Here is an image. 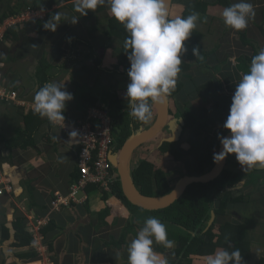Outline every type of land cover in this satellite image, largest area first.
<instances>
[{"label":"crops","instance_id":"obj_1","mask_svg":"<svg viewBox=\"0 0 264 264\" xmlns=\"http://www.w3.org/2000/svg\"><path fill=\"white\" fill-rule=\"evenodd\" d=\"M229 1L230 5L238 2V0ZM250 2L255 6L256 15L249 22L248 27L242 31L237 32L225 26L221 15L225 7L219 4L209 6L206 12L210 16L206 15L204 21L199 22L196 27L203 33L202 44L204 48H206L204 39L207 38L205 34L208 32V30L203 31L200 29V26L204 23L208 26V23L214 21L215 24L217 22L218 26L226 27L227 35L230 32L237 35L232 43L233 48L236 49L234 52L220 54L218 45L215 46L214 50H211L219 53H216L215 57L220 60L217 64L219 72L214 75L220 80L223 90L230 91L229 96L231 97L222 98L219 96L221 97L219 105L222 106L220 108L222 111L217 109L215 111L214 108L215 117L206 118L208 120L200 123V125L202 127L203 123L210 121L207 128L213 124V130L215 128L220 129L219 135L229 132L223 128V124L229 114L235 85L249 69L250 64L241 63L239 60L243 58L245 60V57H252L254 52L258 54L260 50H264V0H250ZM181 10L182 6L180 7ZM88 12L92 13L91 10ZM109 13V8L105 7L97 12L96 16L92 14L93 16L90 15L89 17H79L75 24H72V19H66L62 23L59 22L60 24L55 32L48 31L49 34H54L53 36L48 35L49 38L42 36L35 44H30L26 35H22L21 40L15 43L11 36L5 39L7 30L3 33L0 41L4 42L6 51L10 50L14 53L19 61L9 66L0 64V85L13 82L18 87L16 91L23 105L0 103V134L2 136L8 139L15 137L16 131L24 124L23 115L33 110V98L38 85L33 83L31 79L37 60L42 57L44 52H46L47 59L53 65L72 61L71 65H66L59 72L54 71V77L50 80V82L64 84L65 90L73 95V99L66 104L64 112L69 121L78 120L82 115L74 99L77 85L92 87L94 84H90L92 73L95 74V77L93 76L94 80L100 77L97 76V72L103 74L117 70L119 74L118 59L110 63V68L113 71H107L109 68L106 69L104 65L101 66L104 70H101L99 66L96 70H92L89 65L77 67L78 70L74 69L79 62L78 58H82L81 48L84 47L87 50V47L79 44L75 50H71L68 45L73 38L79 39L90 44L94 52L102 57L101 50L108 51L110 49V45H107L110 38L106 34V20ZM64 14H69L70 18L80 15L74 11V8L68 9V12ZM240 35H245L251 45L243 44L239 39ZM200 69L197 68L199 72L197 79L201 80L199 85L202 87L201 92H204V85H208L209 80L214 79V76L211 71L204 73ZM67 72L72 75L69 78L70 80L67 78ZM19 75H23V79H19ZM76 77L80 79V82L76 80ZM100 81L99 85L104 86L101 77ZM184 93L187 94L186 91ZM215 97L217 96L213 98ZM202 128L204 129V127ZM198 129H200V126L197 125L196 132ZM33 138L34 147L16 150L12 154L6 150L3 144H0V173L12 187L11 193L0 196V264H42L47 260L54 264H126L127 248H114L113 245H110V240L111 238L114 240L119 239L126 222L131 218L129 209L123 202L112 197L110 193L103 192L93 185L78 194V203L69 207H62L59 211L50 212L51 202L55 195L65 196L78 175H75L77 173L75 165L77 146L74 140L63 134L54 124L52 127L48 123L42 124ZM187 160L183 158L182 163H174L171 158H168L166 164H164V170L173 169L174 172L169 173L174 174L172 177L175 178L180 169L183 172L182 167ZM240 167L242 168V166ZM255 183L252 184V188L255 187L253 186ZM243 184L244 182H241L239 186L243 187ZM48 213H50L51 221L47 227L41 230L44 236V246L46 247L44 255L37 256L30 246H17L19 241L23 239L22 236L29 234L26 222L31 217H44ZM236 214V220L239 222L247 219L242 212H236ZM257 215L263 216L259 217L258 220L248 217V219H253L254 222L247 227L246 232L250 228L253 235L252 238L246 240L248 250L241 251L242 264H264V239L262 240L264 235V212L257 213ZM135 220L136 218H133V221ZM254 225L257 228L254 229ZM260 228L263 235L256 232ZM167 233L169 239L170 229H167ZM133 238L129 236L128 242L130 243ZM257 239H259L258 242ZM153 248L157 253L167 258L168 264H178L180 259L185 258V248L179 247L176 242H174L171 249L154 242ZM159 248L160 250H158ZM32 254H35V256H31ZM191 264H204V259L193 258Z\"/></svg>","mask_w":264,"mask_h":264},{"label":"trees","instance_id":"obj_2","mask_svg":"<svg viewBox=\"0 0 264 264\" xmlns=\"http://www.w3.org/2000/svg\"><path fill=\"white\" fill-rule=\"evenodd\" d=\"M0 2L4 5V9L0 14V26L7 18L16 16L27 9L34 11H46L45 17L43 19H35L29 22L14 25L5 33V39H7L8 36H11L13 42L15 43L21 40L22 35L26 34L28 37V42L30 44H35L42 36L49 38L48 35H54L49 34L48 30L43 28L44 22L48 21L56 13L55 9L53 8L55 6H65L69 10L73 9L75 0H0ZM215 4L228 7L230 6V1L173 0V10L177 7L179 10V8L182 6L183 10L181 14L179 13V15L184 17L188 16L192 12H197L202 18L201 22H203L205 17H207V8ZM105 7H108V5L98 7L96 11H92L91 14L88 12V14L84 17H89L92 14L94 15V13L103 10ZM49 10L51 11L49 12ZM66 19L70 20L72 18L69 17V14H64L61 16L59 22L62 23ZM54 21L55 20L53 19V22ZM106 27V34L110 38V42L107 45H110L113 39H117L121 43V45L118 47V60L119 68L120 70H123L122 73H120L119 70V74L117 70L108 73L121 75L123 78L122 88L126 89L127 84L130 82L127 75V72L130 68V63L127 58V52L129 49L124 47V41L128 33L126 32L124 26L117 22L110 13L106 20ZM202 38L203 35L201 32L195 28L190 38L185 42L188 52L186 54H182V64L180 65L181 71L179 75H185L184 73L188 72V70L194 66L196 68H205L212 72L214 79L209 80V85H207L208 87H203V89H205L207 94H210L212 97L222 96L221 92H223V89H219L222 84L220 80L215 77L216 73L214 72V70L219 69L217 64L220 60L215 57V52L205 50L202 44ZM239 39L243 44L251 45L245 35H240ZM79 44L86 46L92 51L94 55H96L90 44L82 42L79 39L73 38L68 45L71 50H75ZM193 47H198L199 49V55L197 57L192 54ZM0 54H2L0 55V64L2 65L9 66L18 63L19 61V58H17L14 53H12L10 50L6 51L4 48V42L2 41H0ZM254 55H256V52L253 53L252 57ZM199 56H202L203 59L201 60ZM252 57H245V60L243 58L239 61L244 64L245 62L250 64ZM95 59L96 65H99V59ZM65 66L66 63L60 65L51 64V62L47 59L46 52H44L42 57L37 60V65L35 67L31 81L36 83L39 89L45 83L50 82V80L54 77V71L59 72L60 70L64 69ZM184 78L191 80V84L185 87L188 89H184V85L188 80L183 82L177 81L175 89L169 94L165 95L167 99L176 98L178 95H182L185 91L191 98H195L196 95H201L202 87L199 85V82H197L191 77V75L188 74H186ZM19 79H23V75H19ZM99 82L101 83L100 78H96L92 87L88 88L87 86H76V94L74 99L77 103L79 111L82 112V115L81 117L79 116V119L83 118L86 111L90 107L98 105L100 108L107 109L112 120L111 126L112 135L115 140V149L116 152H119L123 144L132 135H137L143 131V129L147 130L151 127V123L155 120V110L150 101L152 111L151 122L148 124V121H139L130 115L131 110L127 106L126 97L118 98V96L115 95V92H113L112 95L111 92L105 89L104 86L99 85ZM214 84L215 86H213ZM3 85L8 88L11 87L15 91L18 89V87L13 82L1 84L0 86ZM177 112L179 113V119L177 123L182 128L181 133L178 135V138L175 141H163L160 144L158 151L163 156H167V159L171 158L174 163H182L184 154L178 145L181 143L184 132L191 130L193 135L188 136L187 143L189 145V149L187 152L191 156L193 162L191 165H188L185 162L182 167L183 172L180 169L177 175L179 174L180 178L183 176H201L209 172L215 165L213 161V153H218V148L220 146L219 140L217 139V136L213 140H208L206 138L199 140L197 138L195 129L197 127L198 120L199 123L202 122L197 116H195L192 108L185 106L183 110L178 109ZM23 118L24 124L16 131L15 137L8 139L0 134V144H3L6 150L10 151L11 154L16 150H25L28 147H34L35 143L33 137L39 127L44 123H48L50 127L53 125V123L47 118L39 116L33 110H30L27 114H24ZM65 119L69 120V118L66 116ZM225 134L226 132L221 134V136H224ZM169 172L172 173L174 170L168 169V171H166L157 168L149 160L147 161L144 159L135 163L130 162L129 166L130 177L135 188L141 194L148 197H164L171 193L172 183L176 180V178H170L171 173ZM113 173L117 175L116 168H113ZM258 173L259 172L254 169H252L250 174H247L246 172L241 173V171L227 167L217 179L210 183L190 185L179 200H177L170 207L162 210H145L129 203L122 193L119 178L117 176L110 185V194L112 197L117 198L125 204V206L130 211L131 218L126 222L119 239L114 240L111 238L110 245H113L114 248L118 249H123V247L127 248L129 245V236L135 238L138 231L143 227L145 221L149 217H156L166 225L167 229H170L169 239L176 242L179 247L185 248V258L180 259L178 264H191L193 258L204 259L206 255L214 253L218 248H227L229 251H231L233 249L230 247V245L239 249H244L247 240L245 232L247 227H249V225L254 221L253 219L247 218L239 222L234 219L233 212H238V207L241 211L247 206L250 207L253 201L246 200L242 195V191L233 192L232 190L239 182L244 179L247 180V184L257 181V179H259L258 177H260L258 176ZM76 174L77 173H75V175ZM251 176H253L252 179H250ZM258 186L256 189H259L260 191L261 186ZM257 203H260V207L264 206V198H262L260 201H257ZM212 212L215 213L216 220L212 223L210 228L206 230L211 219ZM133 218H136V220L133 221ZM227 218L229 219L227 220ZM22 237L23 239L21 238L22 240L19 241L17 246H30V235L25 234ZM241 239H243V241H241ZM158 250H160V248ZM31 256H35V254H32Z\"/></svg>","mask_w":264,"mask_h":264},{"label":"clouds","instance_id":"obj_3","mask_svg":"<svg viewBox=\"0 0 264 264\" xmlns=\"http://www.w3.org/2000/svg\"><path fill=\"white\" fill-rule=\"evenodd\" d=\"M105 5L128 33L124 47L129 49L130 82L125 95L130 115L146 122L152 117L150 101H160L175 89L182 54L188 52L185 42L202 18L197 12L170 18L165 0H75L74 11L80 15L72 18V24L89 10L94 12ZM221 15L225 26L238 32L248 27L256 11L250 0H238L225 7ZM60 18L61 13L57 11L44 22L43 28L55 32ZM192 54L199 55L198 47L192 48ZM72 99L64 84L47 82L35 93L33 110L50 122L64 126L66 104ZM223 128L230 135L218 134L222 150L213 153L214 163L234 154L242 169L264 168V50L252 57L248 71L235 85ZM75 135V131L69 133L70 137ZM154 242L168 249L174 245L168 239L166 225L156 217H149L127 247L126 264H168L167 258L154 250ZM230 247L233 250L221 248L206 255L204 264H242L240 249Z\"/></svg>","mask_w":264,"mask_h":264},{"label":"rangeland","instance_id":"obj_4","mask_svg":"<svg viewBox=\"0 0 264 264\" xmlns=\"http://www.w3.org/2000/svg\"><path fill=\"white\" fill-rule=\"evenodd\" d=\"M177 8H175L174 10L172 9L173 10L172 11V15H171L172 17H174L175 15H179V13L181 14V12L183 10V7H182V10L181 11H180V8H179V10ZM3 9H4V5L0 2V14H1V12H2ZM54 9H55L56 12L57 11L60 12L61 13V16H63L64 13H67L68 12V9L65 6H62V7L55 6ZM50 11L51 10H49V12ZM206 14L208 15L209 13L206 12ZM101 15L103 17V13ZM94 16H96V13L94 14ZM208 16H210V15H208ZM98 17H100V16H98ZM216 23L214 24V21L211 22V23H208V26L210 24L209 29H208V26H206V23H204L205 25L203 24L202 26H200V29L201 30H203V31L204 30H208V32L206 34L204 33L205 36L207 37L206 39H204L205 40V43L204 44L206 46L205 50H207V51L214 50L215 49V46L218 45V48H219L218 49V52L220 54H223L224 55L223 52H225V54L230 53L231 51L234 52V50H236V49L233 48L232 43H233L234 39H236V36H237L236 33H231L230 32L227 35L226 34L227 33L226 27L225 28L224 27H220ZM201 34H203V33H201ZM111 42L112 43H110V49H108V51L101 50L102 57H99L96 53H95L96 55H94L90 49L87 48V50H86L83 46H82L83 48H81L82 50H80V48H78V50L82 51L83 54H82V58L81 59L78 58L79 62L75 65L74 69H77L78 70L77 67L80 68V66L82 67V66L89 65L92 68V70H96L98 68V66L100 67L101 70H104L103 68H101V66L104 65L106 69L109 68V70H107V71H113L110 68L111 67V64L110 63H112V61H116L119 58L118 47L121 45V43L117 39H113ZM218 52H215L214 55L216 53H218ZM77 56L79 57L80 54L77 55ZM95 58H98L99 59V61H100L99 62V65H96V62H95L96 59ZM71 63H72V61L67 62L66 65L67 66H68V64L71 65ZM119 70H120V68H119ZM200 70L202 72H204V73L207 72V71H209V70H207L205 68H201ZM122 72H123V70H120V73H122ZM214 72L215 73H218L219 72V69L214 70ZM96 74H97V76H100L101 77V80H102V83H103L105 89L109 90L112 95H113V92H115V95L118 96V98H125L126 97V95H125L126 89H123L122 88L123 87V85H122L123 78L121 77V75H116V74H111V73H103V74H100L99 72H97ZM184 74L185 75L186 74L191 75V77L193 79H195L197 82H200L201 81V80L197 79V77H199V72L197 71V68L195 66L192 67L191 69H189L188 72H186ZM185 75H183V76H182V74L181 75H178L177 81H182V82L183 81H187L188 79H185L184 78ZM71 76L72 75L67 72V78H68V80H70L69 78H71ZM93 76L95 77V74L94 73H92V76H91V81H92V82H90L91 85L95 82ZM65 78H66V76H65ZM76 80L78 82H80V79L78 77H76ZM190 84H191V80H188L186 82V84L184 85V89H185L186 86H189ZM204 86L205 87H208L207 85H204ZM213 86H215V84ZM219 89H224V88L221 86V87H219ZM201 93H202L201 95H196L195 98H191L186 93H183L180 96L178 95L176 98L170 99V106H171V109L174 112V114H176V116L178 117L179 116V113L177 112L178 109L183 110V108L185 106H190L193 109V111L195 112V116L198 117L199 116L198 114H200V115L208 116L207 118H212V117H215L214 116L215 112L213 111L214 108H215L214 109L215 111H216V109L222 111V109H220V108H222V106L219 105V103H220L219 99L221 97L222 98L223 97H225V98L231 97V96H229L230 91H225V90H223V92H221V94H222L221 97L218 96V97H215V98H213L212 96H210V94H207L206 91L201 92ZM74 96H75V94H74ZM185 102H187V103H185ZM204 119H206V117H204L203 119L200 117V121L201 122H205ZM150 122H151V119L148 120V124ZM153 122L151 123V125L153 124ZM209 122L210 121H207V123H203L204 124V125H202V127H204V129H203L201 127L200 123H199V120H198V124L197 125L200 126V129H198V131L195 134H196V136H197V138L199 140H202L203 138H206L208 140H213V139L216 138V134H219L220 129L218 128L219 129L218 130L217 128H215L213 130V128H212L213 124H212V126H210L209 128H207V126L210 124ZM145 127H143V128H145ZM187 132L188 133L186 134V136L182 137L181 143L178 145V147L180 146V149L181 150L182 149L183 150H187V148H188L184 144L182 145V143L185 142L188 139V136L190 135V130H188ZM176 139L177 138H175V134H173V131H171V128H168L167 127L155 139L149 141L148 143H146V144L142 145L140 148H138L133 153V155L131 157V162H134L135 163V162H138V161L143 160V159L144 160H147V161L149 160L157 168H160V169H163L164 170V164H166V162H167L168 159H167V156H163L158 151V148H159L160 144L163 141H166V140H168V141H172L173 140L174 141ZM229 161H230V164L237 162L234 154H231L230 155V158L228 160V163H229ZM226 167H228V165ZM175 174H176V171H175ZM173 175L174 174L170 175V178H173L172 177ZM114 176H116V174H114ZM177 176L175 177L176 180L173 181V183H172V190L175 188L177 182L180 179V175L178 174ZM258 176H262L264 178V170L262 172H260L258 174ZM252 178H253V176L250 177V179H252ZM253 188L252 189H248L247 187H245L242 190V195L244 196V198L246 200L253 201L252 202V205L249 208L247 207V209L242 210L243 212L238 207V210L237 211H238V213H241L242 212V214H244L245 217H247V218L250 217V218H254L255 220H258L257 218L258 217H262L263 215H257L256 210H260V211L264 212L263 206L261 208L260 207V203L259 204L257 203V201H260L262 198H264V195L262 196V195L259 194V193H261V192L264 191V187L261 188L260 192H258V190L256 189V187H253ZM228 219L229 218H227V220ZM253 227L255 229L256 226L254 225ZM256 232H258L261 235H263V231H262L261 228L259 230H257ZM245 235H246V239L247 240H248V238H252V235H253L252 230H250V228H249L248 231L245 232ZM263 239H264V235H263L262 240ZM241 241H243V239H241ZM258 241H259V239H257V242ZM240 250L241 251H245V250L247 251L248 250L247 243H245V248L244 249H241L240 248Z\"/></svg>","mask_w":264,"mask_h":264},{"label":"built area","instance_id":"obj_5","mask_svg":"<svg viewBox=\"0 0 264 264\" xmlns=\"http://www.w3.org/2000/svg\"><path fill=\"white\" fill-rule=\"evenodd\" d=\"M46 11L27 9L16 16L7 18L0 26V40L3 33L14 25L29 22L35 19H43ZM0 103L8 105L22 106L18 92L6 86H0ZM53 123V122H52ZM59 130L75 141L77 149L75 151V165L77 177L71 184L69 192L63 196L56 194L51 202L50 212L59 211L62 207H69L78 203L77 196L89 186H96L103 192L110 193L111 183L116 179L113 165L110 162L112 155H117L115 140L112 135V120L107 109L98 105L90 107L83 118L76 121L64 120L62 124L53 123ZM75 131L77 135L69 136ZM11 185L0 173V196L11 193ZM51 221L50 213L44 217H31L26 226L31 237L30 247L37 254L43 256L46 247L44 246V236L41 230L49 225ZM42 264H54L45 261ZM100 264V263H88Z\"/></svg>","mask_w":264,"mask_h":264},{"label":"water","instance_id":"obj_6","mask_svg":"<svg viewBox=\"0 0 264 264\" xmlns=\"http://www.w3.org/2000/svg\"><path fill=\"white\" fill-rule=\"evenodd\" d=\"M165 5L168 9L169 16L171 15L173 0H165ZM155 110V120L150 128L141 131L137 135H132L122 146L117 155H112L110 162L116 168L120 186L124 197L134 206L145 210H162L170 207L177 200H179L185 193L186 189L193 184L199 183H210L217 179L224 169L226 168L228 156L220 163H215L213 168L201 175V176H183L177 182L175 188L170 194L164 197H148L141 194L134 186L130 173L129 166L131 162V157L133 153L140 148L142 145L148 143L149 141L155 139L160 135L169 123V101L164 96L160 101L152 102ZM178 120H174L172 123L175 126L173 134L175 138L181 133V126L177 123ZM180 122V121H179ZM228 132L224 136H229ZM173 141V140H172ZM222 150V146H219L218 153ZM263 169V168H255ZM215 219V213L212 212L211 219L208 223L207 229L210 228Z\"/></svg>","mask_w":264,"mask_h":264},{"label":"flooded vegetation","instance_id":"obj_7","mask_svg":"<svg viewBox=\"0 0 264 264\" xmlns=\"http://www.w3.org/2000/svg\"><path fill=\"white\" fill-rule=\"evenodd\" d=\"M168 101H169V110H170V112H169V123H168V125L166 126V128L168 127V128H171V131H174L175 130V126L173 125V121L174 120H178L179 118L176 116V114H174V112L172 111V109H171V106H170V99H168ZM201 118H203V117H206L207 118V116H203V115H200V114H198ZM199 116H198V118H199ZM200 119V118H199ZM165 128V129H166ZM188 131V130H187ZM187 131H185L184 132V136H186V134L188 133ZM228 133V132H227ZM226 133V134H227ZM191 134H192V132H191V130H190V135L189 136H191ZM183 136V137H184ZM181 137H182V135H181ZM178 138V137H177ZM166 141H168V140H166ZM175 141V140H174ZM185 145L186 147H188L187 148V150H181L182 151V153L184 154V159L185 160H187V159H189V160H187L186 162H187V164L188 165H191V163L193 162L192 161V158H191V156L189 155V153L187 152L188 151V149H189V145H188V143H187V140L185 141V142H183L182 143V145ZM218 150H219V148H218ZM229 158H230V155H228V160H229ZM227 165H228V167L229 168H232V169H234V170H238V171H241V173L243 172V173H247V174H250L251 172H252V169L251 170H248V169H242L240 166V164H238V162H236V163H231L230 164V161H229V163H228V161H227ZM226 165V166H227ZM113 168H115L114 166H113ZM227 168V167H226ZM254 170H257L259 173L260 172H262L263 170H264V168L263 169H255L254 168ZM258 173V174H259ZM246 174V175H247ZM259 179H257V181H255V182H253V183H255V185H253V186H255V187H257L258 185V187H260L261 186V188H263L264 187V178L262 177V176H260V177H258ZM241 182H244V184H243V187H240L239 186V184L241 183ZM241 182H239L238 184H237V186L232 190L233 192H241L245 187H247L248 189H252V184L253 183H250V184H247V180L246 179H244V180H242ZM258 192H260L259 191V189H258ZM260 195H264V191L263 192H261V193H259ZM248 208H249V206H247ZM247 207L245 208V209H247ZM262 208V207H261ZM263 208H264V206H263ZM260 212H262V211H260V210H256V213H260ZM233 214H234V219H236V212L234 213L233 212ZM259 218V217H258ZM257 218V219H258Z\"/></svg>","mask_w":264,"mask_h":264}]
</instances>
